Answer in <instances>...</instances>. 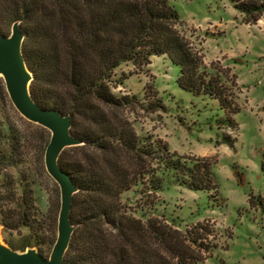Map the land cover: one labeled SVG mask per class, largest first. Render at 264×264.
<instances>
[{"label":"trees","instance_id":"1","mask_svg":"<svg viewBox=\"0 0 264 264\" xmlns=\"http://www.w3.org/2000/svg\"><path fill=\"white\" fill-rule=\"evenodd\" d=\"M229 1L246 25H255L264 13V0ZM15 22L32 76V100L69 116L70 134L81 143L71 148L76 155L62 151L58 157V167L77 189L70 212L74 230L63 264H204L213 248L208 241L212 225L196 223L182 232L161 219L142 220L128 213L121 196L145 179L151 190H161L157 173L172 174L190 191H210L215 189L210 165L204 160L186 164L163 141L138 137L125 115L135 99L112 90L125 80L115 79L121 65L142 71L152 57H162L178 67V89L216 101L226 121L218 120V126L234 129L239 111L231 88L234 77L227 86L214 68L203 66L168 0H0V36H7L5 28ZM0 93L5 94L2 87ZM154 107L164 109L159 102ZM38 128L43 139L35 151L42 153L50 134ZM26 144L13 124L0 123V173L13 168L17 175L4 180L7 201L14 206L12 212L3 210L0 197V227L26 229L18 243L4 242L21 253L35 248L46 258L41 249L47 228L37 218Z\"/></svg>","mask_w":264,"mask_h":264},{"label":"rangeland","instance_id":"2","mask_svg":"<svg viewBox=\"0 0 264 264\" xmlns=\"http://www.w3.org/2000/svg\"><path fill=\"white\" fill-rule=\"evenodd\" d=\"M168 1L182 23V34L201 53L203 66L208 71L214 68L227 86L231 87L234 77L231 88L239 108L233 116L236 127L218 126V120L226 121L216 101L178 89L179 69L167 59L152 57L142 71L132 64L121 65L115 79L125 80L112 91L118 97L135 99L134 108L125 115L138 137L163 141L186 164L204 160L215 185L210 191H190L179 186L172 174L157 173L162 178L161 190H151L145 179L122 194L121 203L136 218L161 219L182 232L196 223L212 225L214 232L208 241L213 248L204 264H264V13L255 25H246L229 0ZM10 30L11 25L4 33L9 36ZM1 87L5 94L0 93V123L13 124L27 141L25 166L32 180L37 218L46 223L47 242L41 250L47 259L56 240L59 189L45 171L44 151H35L43 133L16 112L0 78ZM158 102L164 109L154 107ZM74 147L63 151L74 156ZM3 174V210L12 212L14 205L7 201L4 180L17 178L16 170L7 168ZM27 234L24 228L0 227L3 241L18 243Z\"/></svg>","mask_w":264,"mask_h":264},{"label":"water","instance_id":"3","mask_svg":"<svg viewBox=\"0 0 264 264\" xmlns=\"http://www.w3.org/2000/svg\"><path fill=\"white\" fill-rule=\"evenodd\" d=\"M23 35L19 23L11 26L9 36H0V78L7 97L16 112L26 121L40 126L50 134L44 150L43 163L47 175L58 186L60 207L56 225V240L47 259L28 248L24 252L11 249L0 239V264H63V258L73 233L70 212L76 187L58 167L61 152L81 143L70 134L71 119L54 110L40 108L31 98L32 81L22 55Z\"/></svg>","mask_w":264,"mask_h":264}]
</instances>
